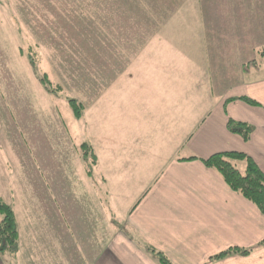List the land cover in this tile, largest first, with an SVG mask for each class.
<instances>
[{
	"label": "crops",
	"instance_id": "1",
	"mask_svg": "<svg viewBox=\"0 0 264 264\" xmlns=\"http://www.w3.org/2000/svg\"><path fill=\"white\" fill-rule=\"evenodd\" d=\"M261 7V20L221 21L255 22L263 35ZM229 36L236 49L213 54L219 60L231 57L228 65L235 69L224 83L218 80L223 93L214 94L215 85L212 89L207 80L195 82L190 91L186 80L180 106L165 97L158 109L156 98L138 95L143 82L134 76L132 96L105 91L80 118L73 115L70 126L50 113L57 115L55 128H62L53 130L57 135L51 146L43 128L13 129L12 102L1 96L0 152L5 156H0V201L13 210L18 249L0 255V264H157L150 248L171 264H264V215L200 161L239 153L264 175V65L254 60L264 39L255 41L254 52L243 58V41L251 32L239 26ZM180 49L185 57L183 44ZM192 56L194 51L186 61L194 66ZM44 94L52 101V94ZM229 120L250 126L247 141L227 129ZM15 138L21 146L13 144ZM60 138L68 152L57 145ZM81 145L88 147L86 159L95 160L89 170ZM231 164L239 172L246 167L244 161ZM233 249L252 252L213 260Z\"/></svg>",
	"mask_w": 264,
	"mask_h": 264
},
{
	"label": "rangeland",
	"instance_id": "2",
	"mask_svg": "<svg viewBox=\"0 0 264 264\" xmlns=\"http://www.w3.org/2000/svg\"><path fill=\"white\" fill-rule=\"evenodd\" d=\"M262 4L264 0H0V97L12 102L13 129L43 128L51 146L57 135L53 130L62 128H55L52 119L57 115L50 113L70 126L75 122L69 100L85 110L105 91L129 97L134 94L129 83L138 78L143 82L136 88L138 95L156 98L158 109L164 107L165 97L180 106L186 80L190 91L195 82L207 80L218 95V80L224 83L235 72L228 65L233 64L231 57H213L236 49L229 30L243 26L251 32L242 44L243 58L254 52L255 41L264 39L260 24L221 19L261 20ZM182 44L185 57L178 53ZM193 51L194 66L186 61ZM254 55L264 65V55ZM45 75L51 87L59 89L50 95L52 101L39 83ZM57 140L64 146L62 152H68L65 140ZM13 144L21 146L18 138Z\"/></svg>",
	"mask_w": 264,
	"mask_h": 264
},
{
	"label": "trees",
	"instance_id": "3",
	"mask_svg": "<svg viewBox=\"0 0 264 264\" xmlns=\"http://www.w3.org/2000/svg\"><path fill=\"white\" fill-rule=\"evenodd\" d=\"M260 54H264V49H262V53ZM30 65V67H32L33 64L30 63ZM39 83L46 93L54 94L59 91L58 88L53 89L51 87V83L47 79L46 75L39 79ZM240 100L252 106L256 105V103L244 97ZM69 105L75 118H80L83 112V107L74 100H69ZM227 129L231 133L241 136L244 141H247L251 134L250 126L243 123L233 122L231 120L227 122ZM87 148L88 147L86 145H81L79 150L84 162L86 163L87 169L89 170L91 164H94L95 160H91L90 158L88 160L86 159L87 156H89ZM92 158H94V156ZM234 160L244 161L246 163L243 173L239 172L231 164V161ZM200 161L205 167L216 171L233 192H237L242 195L246 200L251 202L262 215H264V175L249 157L243 154L229 152L216 154L206 160ZM260 245L264 246V241ZM17 249L18 230L13 210L9 205L0 201V255L5 256L7 254L15 253ZM148 252L152 258L156 260L157 264H171V262L161 253L156 252L151 248L148 249ZM251 252L252 249H233L214 257L213 260H219L234 254L248 256Z\"/></svg>",
	"mask_w": 264,
	"mask_h": 264
}]
</instances>
